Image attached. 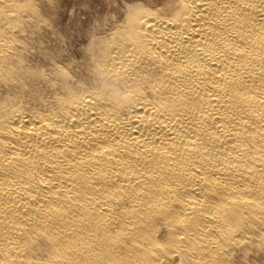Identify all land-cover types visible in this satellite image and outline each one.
<instances>
[{
    "label": "bare ground",
    "instance_id": "6f19581e",
    "mask_svg": "<svg viewBox=\"0 0 264 264\" xmlns=\"http://www.w3.org/2000/svg\"><path fill=\"white\" fill-rule=\"evenodd\" d=\"M57 6L0 0V264H264V0Z\"/></svg>",
    "mask_w": 264,
    "mask_h": 264
},
{
    "label": "rangeland",
    "instance_id": "374dc122",
    "mask_svg": "<svg viewBox=\"0 0 264 264\" xmlns=\"http://www.w3.org/2000/svg\"><path fill=\"white\" fill-rule=\"evenodd\" d=\"M122 1L125 0H53L59 5L56 8L59 12L58 17L64 23L72 22V25L74 24V26L61 29V35L75 33V36L78 37L76 32L86 29L87 26L90 27L95 20H102V17L104 19ZM80 42L86 43V40H80ZM78 46L74 47L72 45L71 47L76 49Z\"/></svg>",
    "mask_w": 264,
    "mask_h": 264
}]
</instances>
